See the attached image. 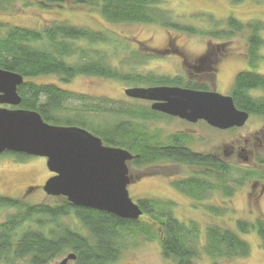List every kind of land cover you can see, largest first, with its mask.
Instances as JSON below:
<instances>
[{"label": "trees", "instance_id": "16d2710c", "mask_svg": "<svg viewBox=\"0 0 264 264\" xmlns=\"http://www.w3.org/2000/svg\"><path fill=\"white\" fill-rule=\"evenodd\" d=\"M9 1L7 3L6 0H0V11L5 10L7 4L12 5ZM244 1L231 0V4L238 6ZM32 2L47 9L57 7L63 10L71 6L87 10L98 14L111 25H155L169 32L200 34L208 39L226 41L225 44L237 34L248 33L246 40L248 50L245 55L247 62L250 67L256 68L263 59L262 20L243 23L229 17L224 24L226 30L223 29L221 21H214L216 26L214 30L201 33L193 27L177 24L171 12L163 8L160 0H32ZM113 39L116 38L106 32L82 28L66 21L55 22L42 30L9 28L6 34L0 35V68L24 77L25 82L18 89L22 98L20 109L37 112L45 122L54 126L79 127L92 132L106 145L122 148L139 156L132 162L133 166H150L173 160L188 166L208 167L223 176L226 175L230 169L228 165L193 154L187 148L191 140L187 135L181 133L170 135L168 141L171 145L165 146L156 135L150 136L144 130H135L134 119L144 121L164 119L159 113L146 108L116 111L113 101L107 100L106 104L112 106L109 112L115 116L120 115L117 121L121 122L114 128H109L106 123L102 124V130L99 127L93 128L94 113L99 111L100 104H104L105 101H101L99 105L91 104V99L86 95L70 92L56 84H38L33 81L36 78L55 76L63 84H70L75 78L83 76L144 86H167L174 83L153 73L124 74L111 66L102 47ZM172 40L164 47L166 50L163 52L183 54ZM130 58L133 65L153 60L152 56L138 51H133ZM188 87L196 88L191 85ZM255 91H264V75L254 71L240 72L235 78L232 90L236 107L249 114L264 117V99L252 96L251 93ZM71 101L87 103L81 108H74L73 105L71 108L69 104ZM6 155L20 159L28 158L13 153ZM245 175L246 178L249 177ZM174 186L181 194L197 201L198 206L202 205L207 194L218 189L223 191L224 197L231 198L233 195L229 189L214 187L210 181L198 177L182 180ZM136 203L143 211V216L138 221H128L106 212L74 207L64 198L56 204L35 205L9 197H0V211L4 209L14 211L4 222H0V262L53 264L58 259H65L73 254L76 260L68 264H116L126 248L127 236L131 233L145 236L149 240H159L163 256L174 260L175 264H198L201 252L209 256L212 264L247 259L251 248L242 236L252 232H256L264 247L262 220H238L232 230L208 226L204 245L200 247L202 241L198 232L199 226L193 224L192 228H188L175 219L173 203L162 201L156 203L152 199L139 200ZM207 211L222 216L227 214L229 209L213 205L207 208Z\"/></svg>", "mask_w": 264, "mask_h": 264}, {"label": "rangeland", "instance_id": "374dc122", "mask_svg": "<svg viewBox=\"0 0 264 264\" xmlns=\"http://www.w3.org/2000/svg\"><path fill=\"white\" fill-rule=\"evenodd\" d=\"M8 1L6 0L7 3ZM11 1L9 3L12 5L7 4L5 10L0 11V35L6 34L7 30L13 27L42 30L46 26L59 21H66L69 24L90 28L94 31L106 32L116 38L102 47L105 54L108 55V63L121 70L124 74L142 73L147 75L153 73L158 76H182L183 73L177 67V60L175 62L177 57L172 56L171 59L163 61L166 59L164 56H159L150 50H162L173 39L172 41L175 42L177 48L190 57L204 53L207 48L213 49L212 53H217L218 48L225 49L222 56L224 62L220 68L221 71L217 82V90L220 93L230 92L229 88L234 85V77L239 72L254 71L264 75V47L261 48L263 59L256 68L250 67L246 60L248 33L237 34L225 44L226 41L208 39L200 34L169 32L167 29L155 25H111L107 24L98 14L71 6H67L63 10L57 7L47 9L36 4V2H32V0ZM160 1L163 4V8L171 12L177 24L184 27H193L201 33L214 30L216 28L214 21H221L223 29L226 30L224 24L229 17H234L243 23L252 20L264 21V0H245L238 6H233L231 0ZM136 42L142 44L139 45ZM133 51L152 56L154 60L146 61L145 64L136 63L133 65L130 61ZM238 58L245 60L241 61ZM33 81L38 84H56L70 92L86 95L91 99V104L96 103L99 105L101 101H105L104 104H100L99 111L94 113L93 128L99 127L101 129L103 128V123H106L109 128H114L117 123L120 124L121 121H117V119L121 116H115L109 112L112 106L106 104L107 100L113 101L114 110L116 111L136 110L138 108L145 110V108H149V103L131 99L124 93L126 89L145 87L144 85L83 76L75 78L70 84H63L55 76L36 78ZM206 82L209 83L207 84L210 88H213L212 80H206ZM259 94L264 99V91H256L252 96H258ZM86 103L69 102L71 108L73 106L74 108H81ZM134 122L135 130H144L150 136L154 134L159 138V141L164 143L170 135L184 132L191 137L189 146L195 153L219 155L226 162V158L223 155L224 148H230L228 143L231 140H236L238 143L237 140L239 139L241 141L239 145H242L243 149H245V146L246 149H249L246 142L249 141L251 135L261 128L260 126H263L264 118L253 117L248 121L247 128L234 133L230 131L223 133L206 126L189 125L179 119L164 118L155 121L134 119ZM244 140L247 141L245 142ZM46 162L45 159L37 157L20 159L13 155L0 156V197H9L35 205L60 202L61 198L47 196L42 190V185L52 176ZM228 165L231 168L226 175L223 176L221 173H217V175L215 174L209 179L217 182V186L232 191L233 195L231 198L224 197L223 191L218 189L207 194L202 203L203 206H198L197 201L190 199L187 195L181 194L180 191L173 188L171 181L177 182L196 177L202 170L198 167L171 162H161L154 166H133L130 163L129 172L132 182L128 189L129 194L135 203L144 199H152L156 203L161 201L173 203L174 218L184 223L188 228H192L191 225L193 224L199 226L198 232L202 241L199 246L201 247L204 245L208 226H218L232 230L238 220L264 221V201L261 200V202L257 203L254 202V198H252L254 201H250L248 196L252 182L257 180L261 173L263 174L264 168L254 165L245 166L238 163L237 160L228 162ZM245 174L249 177L247 176L248 178H246ZM216 177L217 180H215ZM28 187L35 189L31 195H27L25 192ZM213 205L218 208L220 206L227 208L229 212L222 216L214 215L207 211V208ZM13 212V210L5 209L0 211V222H4L7 216ZM242 238L250 245V256L247 259L221 261L219 264H264V247L261 245L256 232L242 236ZM63 260L60 258L53 264H60ZM197 263L212 264V261L208 255L201 252ZM0 264L3 263L0 262ZM116 264H175V262L163 256L159 240H149L145 236L131 233L127 236L126 248Z\"/></svg>", "mask_w": 264, "mask_h": 264}, {"label": "water", "instance_id": "95a60500", "mask_svg": "<svg viewBox=\"0 0 264 264\" xmlns=\"http://www.w3.org/2000/svg\"><path fill=\"white\" fill-rule=\"evenodd\" d=\"M18 73L0 68V155L13 153L45 159L52 174L42 187L53 198H64L74 207L93 209L122 220L138 221L143 211L129 194L131 152L106 145L101 138L79 127L54 126L34 111L19 109L18 93L24 84ZM125 95L154 102V111L190 123L201 120L228 130L243 127L249 114L239 111L231 97L177 87L131 88ZM76 256L68 255L60 264Z\"/></svg>", "mask_w": 264, "mask_h": 264}, {"label": "flooded vegetation", "instance_id": "af4514ba", "mask_svg": "<svg viewBox=\"0 0 264 264\" xmlns=\"http://www.w3.org/2000/svg\"><path fill=\"white\" fill-rule=\"evenodd\" d=\"M150 50L154 53H157L159 56H164L166 59H164L163 61L171 59L172 56L177 57V59H175V62L177 60V62H178L177 67L179 68L180 72L183 73V75L182 76L177 75V76H171V77L165 76V75L159 76L162 78H167L170 81L174 82L172 85L145 86V87H135V88L177 87V88H181V89L193 90V91H198V92H215V93L221 94L225 97H231L234 101V97L232 94L233 86L231 88H229L230 92H228V93H220L217 90L218 75H219V72L221 71L220 68L222 66V63L224 62L222 59V56L224 55L223 51H225L224 48H218L217 53H212L211 51L213 49L207 48V50L204 53H202L198 56H195V57H190V56H187L185 54H179V53L177 54L175 52L174 53L163 52L164 50H166L165 48L162 50H156V49H150ZM236 76L234 77V79L236 78ZM206 80L207 81L212 80L213 85H214L213 88H210L208 86L209 83L206 82ZM234 82H235V80H234ZM190 85L196 86V88L191 89L188 87ZM253 93H256V91L252 92L251 94H253ZM260 95L261 94H259L258 96H254V97H256L258 99H263V98H261ZM139 101L149 103V108H146V109H148L149 111L155 112V113H159V114L163 115L164 118L169 119L168 117H170V116H167V115L162 114L160 112L154 111L152 109V106L155 104L154 102L146 101V100H139ZM234 104H235V102H234ZM6 108L12 109V107H9V106H6ZM238 110L241 112H245V111H242L240 109H238ZM253 117L264 118L263 116H255V115L249 114V120L252 119ZM170 118H172V120L173 119H179V118H174V117H170ZM179 120H181V119H179ZM181 121H183L184 123L189 124V125H199L200 127L206 126L208 128H212V129L222 131L223 133L228 132V131L234 133L235 131L243 130V129L247 128L246 125L248 123V121H247L246 124L241 128L235 127V128H231L228 130H220V129L211 127L207 122H205L203 120H201L197 123H190V122H187L185 120H181ZM260 127L261 128L255 134L251 135V138H249V141L244 140L245 142L247 141L246 144H247V147L249 149H246V146H245V149H243V146L239 145V142H241L239 139L237 140L238 143L236 142V140H231L230 143H228V147H230V148L228 149L227 147H225L224 148V155H223V157L226 158L225 160L227 163L222 159V156L215 155V154L202 155L199 153H195L190 148L189 145L187 148H189L193 154H196L198 156L200 155V156H203L205 158L209 157V158H212L213 160H215V162L219 161V162L226 164V165H228V162H231L233 160H237L238 163H241L242 165H245V166L254 165L257 167L260 166L261 168H264V124H263V126H260ZM180 133L187 135L184 132H180ZM168 139H169V137H168ZM168 139L165 143L162 142L165 144V146L171 145L170 142L168 141ZM189 139H191L190 136H189ZM190 141L191 140H189L188 144H190ZM4 155H6V154H3L1 156H4ZM166 162L180 164L179 162H175L173 160L166 161ZM247 162H248V164H246ZM154 165L155 164H153L151 166H154ZM180 165H184V164H180ZM228 166L230 167V165H228ZM190 167H197V166H190ZM198 168H200L202 171L199 174H197L198 176L196 175V177H194V178L198 177L201 180L203 179V180L210 181L211 183H213L214 187H216L218 185L217 182H213V180L209 179V178L213 177L215 174L217 175L218 172L216 170L209 169L208 167H198ZM215 180H217V177L215 178ZM171 182L173 184V188H175L174 184H176L177 182H180V181L176 182V181L172 180ZM34 190L35 189L28 187L25 192L27 195H31L34 192ZM255 193H257V194H255ZM248 196L250 198V201H254V200H252V198H254L255 199L254 202H257V203L261 202V200L264 201V172H263V174L261 173V175L258 176L257 180H254L252 182L251 189H250V192L248 193Z\"/></svg>", "mask_w": 264, "mask_h": 264}]
</instances>
